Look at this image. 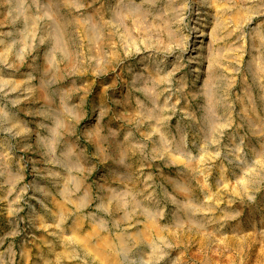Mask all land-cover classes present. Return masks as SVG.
I'll list each match as a JSON object with an SVG mask.
<instances>
[{"label":"rangeland","instance_id":"rangeland-1","mask_svg":"<svg viewBox=\"0 0 264 264\" xmlns=\"http://www.w3.org/2000/svg\"><path fill=\"white\" fill-rule=\"evenodd\" d=\"M75 229L264 264V0H0V264H101Z\"/></svg>","mask_w":264,"mask_h":264},{"label":"bare ground","instance_id":"bare-ground-1","mask_svg":"<svg viewBox=\"0 0 264 264\" xmlns=\"http://www.w3.org/2000/svg\"><path fill=\"white\" fill-rule=\"evenodd\" d=\"M203 35L204 34H202L201 36H203ZM89 37H91V35ZM195 45H196V43H195ZM195 45H194V49H196ZM58 205H59L60 210H61L62 205L60 203ZM154 221L155 220H153L152 218L148 219L146 228L144 229L143 232L136 233V235H137L136 238L137 239H143V240L144 239L149 240L151 231H153V230L157 231V228H158V227L156 228ZM75 224H78V223L76 222ZM73 235L75 236L76 240L83 243L87 247V249H89V251H91L97 257V259L100 261L101 264H122L119 262L118 258L116 257L117 255L113 254V252L116 251L118 248V247H116V244H114V242H112L106 236H101V237L99 236L98 238H93L94 236L99 235L98 230H94V231L82 234V233L78 232L77 229H75L73 232ZM93 239H96V240H93ZM118 240H119L118 241L119 245H124V239L122 236H120V238H118Z\"/></svg>","mask_w":264,"mask_h":264}]
</instances>
